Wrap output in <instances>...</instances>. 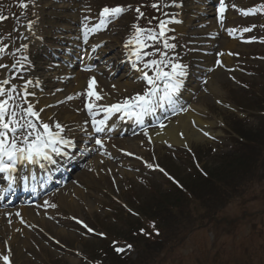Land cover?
I'll return each mask as SVG.
<instances>
[{
	"label": "rangeland",
	"instance_id": "374dc122",
	"mask_svg": "<svg viewBox=\"0 0 264 264\" xmlns=\"http://www.w3.org/2000/svg\"><path fill=\"white\" fill-rule=\"evenodd\" d=\"M81 1L82 5H79L81 11L69 12V8L68 10L62 8L61 0H36V7L30 6L27 10H23L18 6L20 0H0V14L9 17V19L0 22V40H2L1 33L5 38L12 41L15 39V46L2 40L9 45L11 53L14 52V47L17 48V44L21 46L22 43L27 42L24 37L28 36H22L26 31L24 26L29 21L38 19V23L33 26V29L44 35L46 44L56 43V38L60 37L58 34L53 33V31L58 32L59 30L55 28H66L70 22H77L80 29L81 20L85 15L91 16L92 22L96 23L98 22V14L104 6L132 5L134 8L138 5H150L154 2V0ZM198 2L200 0H183V9L177 10L185 11L182 14L184 23L172 25L171 27L175 28V32L169 34L177 37L175 41L178 45L176 52L181 56L182 62L190 66L188 79L191 83L187 88L193 90V98L188 104L190 103L189 106L191 105V107L193 105L201 106L204 111L203 119L216 123L212 131L213 134L204 137L203 141L190 139L185 143L187 147L184 146L185 144L169 147L168 144L153 140L150 143L148 136L156 126L152 124L142 131L110 135L106 141L112 146L114 152L112 159L104 165L98 166L95 172L88 165L82 166L73 176V181L68 186L66 185V189L71 188L70 191H74L75 188L82 191L83 196H76L77 202L75 200L73 204L68 202L61 204L60 199L54 196V189L53 193H47L44 198V200L49 198L51 203L58 205L56 209L50 210L49 217H53L52 219L48 217L44 221L42 219L26 220L22 224L19 220L20 217L14 216V220L9 227L0 226V255L6 254L7 249L10 247L13 264H91V259L95 258L96 252L105 240L95 235L86 234L85 229L75 223L72 217L83 220L96 232H107L106 229L113 230L117 228L125 230L126 225L133 228L136 227L135 220L139 218L138 215H132L129 209L133 213H141L149 211L155 201H158L160 205L171 203V200H168L171 199V190L174 188L172 179L186 185L188 180L194 182L201 177V171L208 173L215 168H220L219 173L228 172L229 166L222 163L221 157L231 156L236 146L233 140L241 139L235 134L237 131L234 124L245 120L246 123L256 125L258 122L257 113L252 112V106L258 102L257 107L264 108V43L260 42L261 39H264V13L243 16L240 14L239 9L262 6L264 0H226L229 4H235L238 7L237 9L229 8L226 12L228 16H226L224 28H221L219 24L215 26L214 23L203 27L198 26L199 22H194L193 19L199 17L198 12H201ZM11 5L19 11L22 16L21 19L13 18L8 11ZM4 6L7 10L2 13L1 7ZM85 7H90L91 11H82ZM142 9L145 13V18L139 21L142 27L148 26L147 21L151 17L163 18L161 12L153 10L150 6ZM169 11H175V9L170 8ZM43 15L52 18L46 19L44 26H42L43 22L41 21ZM136 15L134 11L127 12L114 25L110 24L106 30H102L91 37L90 41L105 42L108 44V49H113L117 53L132 32L131 25L136 21ZM216 22L218 23V21ZM155 23L156 21H154ZM253 25H255V28L251 33L238 31L240 36L236 40H232L233 48H227V43L230 40L226 31L227 28L242 29ZM11 27L12 29L9 31H3ZM253 36L257 38L256 41L246 42ZM208 38L209 40H207ZM60 39L64 38L61 37ZM29 45L27 55L30 57L37 73H45L51 76L49 70L45 69V57L37 55L36 58L31 53L32 50L38 52L36 46L34 44ZM190 47H197L199 51L188 52L186 48ZM151 50L148 49V51ZM205 52L208 55H205ZM219 52L239 53V55L229 56L228 66L217 68L215 60L222 59L227 55L219 57L217 55ZM21 55L23 53H17L16 57L7 54L0 58V64L10 65L14 63L15 59H20ZM111 55L114 56V54ZM115 55L117 57L118 54ZM151 58L148 57L147 59ZM207 68H215V70L207 72ZM84 69L78 67L76 71H79L83 81H87L92 76L93 71H84ZM228 69H235V71L230 72ZM8 71L10 69H0V76L6 75ZM148 73L153 75L150 70H148ZM93 75L96 76L99 89L104 90L109 95L112 103L130 98L138 93L143 94L148 87L145 81L140 80L133 81V85L128 88H122L118 85L119 81L116 82L118 79L107 80L105 75ZM233 76L235 80L232 78ZM26 77H29V75ZM205 78L208 79L206 85L201 83ZM21 82L23 81L19 78L12 80V83L17 85H22ZM162 83L160 82V86ZM76 84L73 76L65 83L63 82L61 85L62 98L49 102L48 105H52V107L46 110V114L44 113L51 116L54 121L65 125L66 129H73L70 138L75 141L77 140L75 133L80 134L78 124L82 120H91L86 111L83 110L84 97L80 96L65 103L57 102L65 100L69 95L75 96L76 93L82 92L86 87L84 85L82 89L77 91ZM48 85L52 91L59 85V82L49 81ZM112 85H116V88L113 89ZM211 85L216 88V92L210 88ZM244 85H247V87H244ZM205 87L208 89L207 92L203 91ZM214 87L212 88L214 89ZM29 90L32 91L33 89L30 88ZM42 95L44 97L37 98L36 91V97L30 98L32 101L39 100L37 110L46 102L45 93H42ZM217 100L222 103H217ZM77 109H80V111H77ZM169 112L161 120L164 124L177 118L176 114ZM45 120L47 121V117ZM47 122L52 123V121ZM145 132L148 133L147 136ZM65 134L69 135L67 130ZM77 145L79 144L77 143ZM199 150H203V152H199ZM122 152L124 155L118 154ZM129 152L134 155H127L126 153ZM124 161L128 165L123 168L119 166V163H124ZM144 161L159 164L165 172L162 173L156 169L147 168ZM218 176L223 185L234 184L229 176L223 177L222 174ZM214 177L216 178L217 175ZM210 189L211 187L206 189V192ZM261 191L264 193V184L257 187L255 194L247 197L245 202L242 203L241 200L235 199L229 204L225 210L229 223L226 220L221 221L220 226L216 227L219 231L211 232V234L207 233L206 229L198 230L196 228L199 221L193 218L191 208L186 205L178 214L182 226L174 237L176 240L174 244L180 243L179 247H175L174 257L164 264H205L206 259L214 260L218 253L225 263L229 259L233 261L241 259L243 261L248 253V251L243 252V250H249V245L253 241L259 240L258 235H252L251 229H262L261 238L264 241V216L250 218L252 214L258 215L259 212H264V200L258 204L252 200L253 196L261 199L263 196ZM181 202H184V199ZM232 223L242 226L233 236L225 238V235L221 232L226 230L225 227L232 226ZM245 223L247 225L243 227ZM117 225L119 227L116 228ZM210 226L205 227H215ZM213 234L215 235L214 240L210 239V235ZM57 240L60 242L59 244L56 243ZM123 244L124 242L121 241L118 246H123ZM163 253L164 249H161L160 255ZM130 254H132L131 257L135 258L136 254L134 252ZM0 264H3L2 260H0Z\"/></svg>",
	"mask_w": 264,
	"mask_h": 264
},
{
	"label": "snow or ice",
	"instance_id": "6c2138e0",
	"mask_svg": "<svg viewBox=\"0 0 264 264\" xmlns=\"http://www.w3.org/2000/svg\"><path fill=\"white\" fill-rule=\"evenodd\" d=\"M202 2L206 4L207 0H202ZM18 6L23 10H27L30 6L36 7V0H20ZM147 6H150L157 12H161L163 18L151 17L147 21L148 26L142 27L139 21L145 18V13L141 9ZM183 7V0H154L150 5H138L134 8L132 5L104 6L98 14V22L96 23L92 22V17L89 15H85L82 18L80 36L77 39L82 40L83 45H88V49H85V54L89 50L93 54H98L99 49L103 45L100 42L89 44L90 38L100 31L106 30L110 24L114 25L127 12L134 11L137 14L136 21L131 25L132 32L124 41L123 48L128 53L133 67H137L138 64L142 65V67L138 68L140 79L145 81L148 86L143 94L138 93L135 96L125 98L116 103H101V101L108 99V94L98 91L99 83L96 76L92 75L87 79L86 87L82 92L76 93L75 96L69 95L65 100L57 102L65 103L80 96L84 97L83 110L91 118L90 121L86 120L83 125L78 126L79 130L84 132L87 137L83 142L85 152L96 150L95 146L104 149L105 144L102 139L95 138L92 148L88 147V140L93 138L94 133L105 132L108 120L117 113L122 114L121 119L127 117L134 119L139 125H144L146 116H154L158 109L165 108V106L173 114L189 111L188 108L180 105L178 101L186 87V81L190 76V66L182 62L181 56L176 52L178 45L175 41L177 37L175 35H169V33L175 32V28L171 26L183 24L184 20L182 18V11H168V9L182 10ZM237 7L235 4H229L226 0H217L215 17L221 28L225 27L226 12H228L229 8L237 9ZM84 11L90 12L91 9L90 7H85ZM239 11L243 16H254L258 13H264V5L250 9H239ZM7 19H9L8 16L0 14V22ZM154 21H156L155 24ZM36 23H38V19L29 21L24 27L34 35L33 26ZM254 28L255 25L243 27L242 29L235 27L227 28L226 31L230 36L234 37L238 31L251 33L254 31ZM256 40L257 38L253 36L246 42L251 43ZM260 42L264 43V39H261ZM29 47L30 45L28 43H22L20 48H16L11 53L13 57L17 53H23L20 59H15L11 65L0 64V69L11 70L6 75L0 76V172L8 173L10 181H14L15 179L12 173L17 171V165L26 163L41 164V161L55 164L56 161L53 159V155L70 159V153L66 149H75L77 146L75 140L70 138L73 129H66L65 125L54 121L51 116H47V121H52V123L47 122L42 117V113L46 114V108L52 107V105H44L37 110V104L40 103L39 100L32 101L29 99L30 97L36 96L34 89L42 83L39 78L26 79L24 76V73L28 72L32 67L31 59L27 55ZM8 49L9 45L0 40V58L8 54ZM148 49L152 50L148 51ZM186 50L188 52H196L199 51V48L190 47L186 48ZM226 54L229 56L239 55V53L232 52L217 53L219 57H223ZM148 57L152 58L147 59ZM215 66L217 68H225L226 64L222 59H216ZM50 67H53V65H50ZM54 67H59V65H55ZM148 70L153 75H149ZM214 70L215 68L206 69L207 72H213ZM228 70L230 72L235 71V69ZM84 71H93V69L91 67H85ZM17 78L23 81L22 85L12 83V80ZM232 78L235 80L234 76ZM160 82H163L162 88ZM201 83L206 85L208 79H203ZM112 87L115 89L116 85H112ZM244 87H247V85H244ZM30 88L33 90L30 91ZM56 91L60 92L63 90L56 89ZM203 91L207 92L208 89L205 87ZM51 94L55 95V92ZM217 103L222 102L217 100ZM77 111H80V109H77ZM101 113H105L104 118L97 119L96 117ZM89 122L94 129V133L88 131L87 125ZM192 123L194 126L196 125V121H192ZM159 127L163 129L166 125L161 122ZM66 130L69 135L65 134ZM159 134L158 132L157 135ZM145 135L147 136L148 133L145 132ZM203 135L207 137L210 134L203 131ZM180 136L183 139L184 133H180ZM148 140L151 143L152 137L148 136ZM164 143L168 144V141L165 140ZM168 146L172 147L171 144H168ZM184 146L187 147V144ZM126 154L129 156L134 155L131 152ZM137 158L143 159L142 157ZM144 163L149 169H156L162 173L165 172L159 164L149 163L147 161H144ZM41 167H44V165L41 164ZM44 207L56 209L58 205L45 200ZM129 212L132 215H139L138 213H133L131 209H129ZM16 215L20 216L21 214L17 212ZM52 218L49 217V219ZM72 220L83 227L86 234L106 238L104 232H96L94 228L90 227L83 220L77 217H72ZM11 222V219H9V224ZM20 222L22 224L25 223L22 217ZM150 228L151 231L145 228L139 229V234L146 238H151L153 235H160V230L155 221L150 224ZM56 243L59 244L60 242L57 240ZM118 245V241L113 242V251L118 256H127L134 251L132 243L125 242L123 246ZM77 254L79 255V253ZM0 260L3 261V264H13L10 247L7 249L6 254L0 255ZM96 264H103V261H97Z\"/></svg>",
	"mask_w": 264,
	"mask_h": 264
},
{
	"label": "bare ground",
	"instance_id": "6f19581e",
	"mask_svg": "<svg viewBox=\"0 0 264 264\" xmlns=\"http://www.w3.org/2000/svg\"><path fill=\"white\" fill-rule=\"evenodd\" d=\"M72 2H74L73 0H68L66 4L67 7L72 6ZM65 6V5H64ZM29 35L32 37V39H34L31 43L36 44L37 42H39V37H41V35L39 33H35L30 34ZM68 41H71L74 43V45H72V50H69V52L67 54H64L62 60L63 62L61 64H56L59 65V67H56V70L53 71V75L50 77L48 75H46L45 73H39V74H35L32 76H40V80L42 81V83L39 85H43L44 83H47L48 81H52V80H56L57 77H59V79L61 80V78L68 79L69 76H73L75 75V81L77 82L76 86H77V91L79 89H82V87L84 85H86V81H83L80 77L79 73L75 74V70H73L74 65H76L80 59H81V48L79 45L80 41L77 39V37L73 36V33H71V35L66 36L65 37ZM99 42V41H96ZM72 43V44H73ZM95 43V42H93ZM90 44V43H89ZM227 48L231 49L233 48V41H231V39L228 41L227 43ZM83 47L85 49H88V45H83ZM85 49H84V57H82V61L83 63H93L95 62V60H100V59H104L105 57V50L99 49L98 54H93L90 50L87 52V54H85ZM228 53V52H227ZM49 55V60H54L52 59V55H55V51H52L50 53H47ZM104 55V57H103ZM127 55V54H126ZM123 56V59H120L119 62L117 63V61L114 64V67H110L112 68L111 70H109L107 68V63H102L99 64L98 67H96V69L99 72H103L106 74V76L108 78H111L114 74L117 76H120L118 85L122 88H128L130 86L133 85V81L137 78H140V72L138 71L139 67H142V65L138 64L137 67H133L131 66L130 69V65L132 63V61L129 59L128 56ZM112 58V56H108L107 59L109 60H113L110 59ZM223 61L225 62V64L228 65L230 58L228 57V55H226L225 57L222 58ZM50 64V63H48ZM122 66L123 69L120 72V75L116 72H113V68L119 69V67ZM122 73V74H121ZM32 77H29V79H31ZM37 78V77H36ZM118 78V77H117ZM188 81V79H187ZM215 84V83H214ZM214 87L213 85L210 86V88L212 90H214L215 92L217 91L216 88L214 87V89L212 88ZM58 89H61V84L57 85ZM48 89V88H46ZM98 91H102L103 93H106L104 90L99 89L98 87ZM192 91H189L188 88L186 87L183 92L182 95L179 98L178 103L179 104H183L184 102H188L190 100V96ZM46 93L48 94V98L46 100V102L44 103V105L48 104L49 102H52L53 100H56L58 98H62L61 94H55L52 95L51 91L46 90ZM101 103H112L111 99L109 98L108 95V99L106 101H101ZM191 105L189 106L188 109H190ZM49 108H46V110ZM167 110H169L167 108V106H165V108L162 109H158L156 114L157 118L160 117L161 115H163ZM101 115V114H100ZM121 113H117L115 115H113L107 123V126L105 128V132L103 133H94V129L91 127L90 125H87L88 131L91 133H94V136L91 140H88V145H91L89 148H92L94 145V139L95 138H100L102 139L103 136H108L111 133H116V132H124L126 131L127 128H136L138 126H144L145 123L147 122V119L150 120H154L157 118H152L153 115H149L145 117V123L144 125H139L135 122L134 119H129L127 117H124L123 119H121ZM204 116V111L202 110V107L199 105H195L193 107H191V109L187 112H181L177 114V118L175 120H170L166 125L165 128L161 129V128H155L151 133L150 136L152 137L153 141H157L159 143L165 144L164 141H168V144L171 145H175V146H181L183 144H185L186 142H188L190 139H195L197 141H203L204 136L203 135V131L208 132L209 134H213L212 129L214 128V126L216 125L215 122H211V121H205L203 119ZM44 118H46V115L43 116ZM99 116H97L96 118H98ZM192 121H196V125L194 126ZM85 122V120H82L80 125H83ZM157 123V122H156ZM201 129H203V131H201ZM160 133L159 135H157V133ZM180 133H184V138L181 139ZM78 137L80 138V141H82V146H84V140L87 139L86 135L84 132H81L80 135L78 134ZM104 141V139H102ZM105 147L104 149H100L99 146H95L96 148V158L94 161L90 162L91 160L88 161L89 167L93 169H95L99 164H105L107 162V159L112 158V156L114 155V152L112 150L109 149V145L107 144L106 141H104ZM131 148V147H129ZM133 150V149H131ZM71 150H68V152H70ZM84 151V150H83ZM85 152V151H84ZM91 155L94 153L93 151H89L87 153H90ZM86 153V152H85ZM123 153V152H122ZM122 155V154H121ZM65 157H55L54 160L56 161L55 164H50V163H43L44 167H41L37 164H27L26 166H22L19 167L17 169L16 172L12 173V175L15 177L14 181H10L8 182V184H3L0 186L1 189V195L3 194V192L7 191L11 185L14 184V182L19 181L22 184L24 183L26 186H29V184H26L25 182H31L33 179H39V177L45 173L44 171L46 170L47 173H50L51 175H53L58 167H57V163L58 161H64L66 164V162L68 161L67 159H63ZM77 158V157H76ZM110 161V160H108ZM62 164V165H64ZM128 163L124 161L119 163V166H122L123 168L125 166H127ZM121 170V168H119ZM7 176H9L8 173H6ZM9 179V178H8ZM25 181V182H23ZM71 188H68L66 190H63L60 192V190H57L55 192V197H58L60 200L59 202L61 204H64L66 202L73 204L75 203L76 200V196L77 197H82L83 196V192L75 189L74 191H69ZM77 202V200H76ZM19 212L23 213L25 219L27 220H34V219H42L43 221L46 220V215H47V210H37V209H33V210H22L19 209ZM13 210L10 207H4L1 208L0 207V218L4 217L7 218L10 215H12Z\"/></svg>",
	"mask_w": 264,
	"mask_h": 264
},
{
	"label": "trees",
	"instance_id": "16d2710c",
	"mask_svg": "<svg viewBox=\"0 0 264 264\" xmlns=\"http://www.w3.org/2000/svg\"><path fill=\"white\" fill-rule=\"evenodd\" d=\"M240 133L243 134L244 131L240 130ZM246 143H238L237 148L232 156L223 159V164L229 166L228 172L223 171L219 173L220 168L212 171L213 177H199L197 180L188 185L184 190L176 189L171 195V203H169L165 209L166 212L161 210L155 213L156 219L161 223L160 226H157L160 230V235H153L151 238L144 239L141 236H136L135 247L139 251L138 258L134 260L123 259L118 257L112 264H164L165 260H170L173 257V251L176 252V248L179 247L180 243L174 244L176 241L174 239L175 235L178 233L179 229L182 226L180 215H178L186 205L190 206L191 197L198 188L199 199L202 205L207 207L217 205L220 201V197L225 195L227 187L231 184L223 185V182L219 178V174H222L223 177L229 176L230 180L235 182L248 184L250 182L249 178L251 176L258 175L261 169H264V140L258 141V138L252 134H248L245 138ZM217 175L215 178L214 176ZM211 187V189L206 192V189ZM225 189V190H224ZM225 191V192H224ZM224 193V194H223ZM184 199V202L181 200ZM195 210H198V206L194 207ZM212 213V212H211ZM211 213H198L193 215V218L198 221H203L206 218L211 216ZM149 216V213L145 215L146 221ZM250 218H256V214H252ZM200 223V222H199ZM145 228L151 231L146 227V223H140V229ZM164 249L163 256H159L160 250ZM246 258V257H245ZM244 258V259H245ZM243 261L238 259L233 261L229 259L226 263L223 260L222 256L219 253L216 255L214 260L206 259L205 264H264V259L259 257L254 253L253 257H248Z\"/></svg>",
	"mask_w": 264,
	"mask_h": 264
}]
</instances>
